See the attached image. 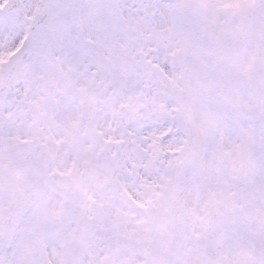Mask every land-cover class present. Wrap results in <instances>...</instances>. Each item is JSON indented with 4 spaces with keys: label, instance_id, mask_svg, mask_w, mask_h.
Returning a JSON list of instances; mask_svg holds the SVG:
<instances>
[{
    "label": "snow or ice",
    "instance_id": "6c2138e0",
    "mask_svg": "<svg viewBox=\"0 0 264 264\" xmlns=\"http://www.w3.org/2000/svg\"><path fill=\"white\" fill-rule=\"evenodd\" d=\"M0 264H264V0H0Z\"/></svg>",
    "mask_w": 264,
    "mask_h": 264
}]
</instances>
